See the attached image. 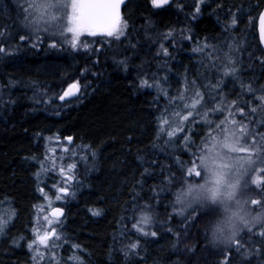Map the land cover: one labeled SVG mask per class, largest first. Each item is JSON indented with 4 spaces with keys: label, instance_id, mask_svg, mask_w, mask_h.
Segmentation results:
<instances>
[{
    "label": "trees",
    "instance_id": "trees-1",
    "mask_svg": "<svg viewBox=\"0 0 264 264\" xmlns=\"http://www.w3.org/2000/svg\"><path fill=\"white\" fill-rule=\"evenodd\" d=\"M30 2L0 0V25H12ZM195 3L171 0L166 8L154 9L151 0H129L122 10L128 27L119 40L106 35L83 37L74 48L71 34L65 33L56 35L59 42L53 48L46 34L40 47L25 44L12 56L0 57V217L7 221L0 235V264H33L28 241L40 199L50 196L56 190L53 185L63 179L59 162L65 167L77 164L75 180H70L69 192L58 205L65 210L61 233L68 246L60 250L66 257L62 264H220L223 246L212 243L210 232L220 213L211 202L208 208L199 209L198 217L186 209L184 215L196 222L185 231L176 194L188 182L199 181L187 175V168L196 160L193 152L198 154L202 141L228 112H209L207 121L198 118L178 133V142L173 137L166 144L169 138L160 131V117L168 108L167 114L176 120L173 113L178 109L156 87H139V78L147 74L151 79L155 74L172 97L184 91L186 82L196 80L204 86L202 91L209 94L211 104L215 90L207 86L221 79L224 54L235 41L240 49L233 53L241 60L240 78L256 88L264 86V65L257 59L264 56V50L256 33L264 0H204L198 14ZM233 14L239 20L231 28ZM15 27L23 30L19 23ZM170 29L172 37L164 39ZM188 35L191 39L184 38ZM205 38L218 46L221 59L213 67L206 53L193 51ZM16 43H20L18 37ZM161 43L168 47V57L157 56ZM125 57L126 70L116 63ZM223 80L224 92L230 99L236 98L241 92L239 81ZM74 81H79L80 92L61 101L59 96ZM238 103H244V98ZM260 132L264 133V127ZM185 135L191 148L185 147ZM68 136L73 137L71 143L65 139ZM38 161L48 169L39 181ZM165 177H172V182ZM247 181L242 199L264 197L252 184V176ZM146 203L151 204L154 217L149 231L156 230L157 237L142 236L131 227L133 217H139L138 209ZM90 209L100 215H92ZM168 227L181 233V243L175 248L176 237ZM137 236L143 258L126 259L120 251L121 241L127 243ZM74 244L79 248H73ZM70 253L77 259H68ZM249 259L250 264H264V257ZM232 261L240 264L234 251Z\"/></svg>",
    "mask_w": 264,
    "mask_h": 264
},
{
    "label": "snow or ice",
    "instance_id": "snow-or-ice-1",
    "mask_svg": "<svg viewBox=\"0 0 264 264\" xmlns=\"http://www.w3.org/2000/svg\"><path fill=\"white\" fill-rule=\"evenodd\" d=\"M168 3L169 0H151V4L155 8H160ZM203 3L204 0H196L195 13L201 12ZM122 4H124V0H38V2L30 3L24 7V15L18 17L12 25H0V57L12 56L25 44L32 48H38L44 43L46 34L51 37L49 46L53 48L59 42L55 39L56 35H64L65 33L71 34V44L74 48L77 46V38L84 33L91 36L103 34L119 40L121 36L126 34L125 29L128 27L127 21L121 17ZM192 18L195 19L196 16L193 15ZM259 19L260 39L264 43V12L260 13ZM238 20L239 16L233 14L229 27L234 28ZM17 23L21 25L23 30L16 29ZM227 30L226 27L225 31ZM172 35L170 29L164 35V39L172 37ZM181 36H184L183 31ZM17 37L19 44L16 43ZM184 38L191 39V35ZM131 47L135 48L136 45L132 44ZM228 49L229 51L224 54V62L221 65L223 69L221 79L217 80L215 84L207 86L215 90V95L211 96V104L208 102L209 94L202 91L204 86L199 85L196 80L190 83L186 82L184 91L175 97L170 96L161 87V82L155 78V74L151 79L148 78L147 74L141 76L139 87H156L164 94L169 104L176 105L178 109L173 113L178 118L176 120L167 114L168 108H165L160 117V131L166 132L169 138L165 141L166 144L172 143L173 137H176V142H178L180 139L178 133L185 132L188 125L195 124L198 118L207 121L209 112H228L225 120L217 125L219 131L216 134L210 131L208 137L202 141L198 154L196 151L193 152L196 160L187 168L189 177L195 175L203 178L204 182H188L187 187L182 188L176 194V203L181 205L179 214L184 216L182 222L185 225V231H187V228L193 225L196 220H190L188 215H184L185 210L190 208V214H195L198 217L199 209L201 207L208 208V202H211L212 207L220 213L210 227L212 243L216 246H223L220 264H233V251L239 255L240 264H244V261H248L250 264V257H264V197L242 199L243 191L249 187L247 181L249 176H252V184L256 185L259 192H264V133L260 132V128L264 127V115H261L264 113V86L256 88L251 81L246 82L240 78L242 75L241 60L233 55L235 51L240 50L239 44L234 41L228 44ZM193 51L206 53L208 59L212 61L210 67L215 66L216 60L221 59L218 54V46L210 45L207 38H205L202 46L198 44ZM161 53L164 57L170 55L168 47L163 43L160 44L157 56ZM257 59L264 65V56L257 57ZM116 63L123 65L125 70L127 69V57L117 60ZM224 77L239 81L241 92L236 98L230 99L224 92ZM79 92V81H74L68 84L67 89L59 96V99L65 101L66 98L73 97ZM241 97L244 98V103H238ZM37 102L42 101L38 99ZM180 105H183V108H180ZM258 117L259 126L257 127ZM249 137L251 138L250 142ZM65 139L71 143L73 137L68 136ZM183 139L185 147L191 148L192 145L188 142V136L185 135ZM217 148L219 151L215 152L210 160L206 154ZM70 150L65 148V151ZM225 150L236 154L244 153L245 155H236L234 161L229 163L222 159ZM92 155L94 157L95 153L93 152ZM47 159L48 157L45 156V160ZM83 159L86 161L87 155ZM38 162L40 163V170L36 173L37 181L40 180L41 173L48 170L43 161ZM54 166L55 161H53ZM76 167V163L69 164L67 169L63 166L60 167L59 171L63 179L53 185L59 193L55 197L56 200L63 198L60 194H68L69 188L64 185L70 180H75L74 169ZM204 168L209 170L207 177H205ZM144 171L148 173L147 168ZM165 179L170 183L173 180L172 177H165ZM38 190L44 193V188L40 187L39 184ZM259 192H257V197H259ZM45 198L50 201L49 197L46 196ZM249 199L252 205H259L261 208V211L255 215H252L253 210L247 207ZM138 210L140 212L139 219L133 217L132 229L135 233L145 237L149 235L157 237L159 233L156 230L149 231L154 223L151 204L146 203ZM90 211L94 216L100 215L99 211L91 209ZM63 214V208L52 207L50 216L45 215L43 217V224L39 220L34 224L32 229L34 239L28 244L29 250L34 253V264L37 260H42L47 251L55 246L53 238L55 240L60 239L56 225L62 223L60 217ZM6 224L7 221L0 217V235L4 233ZM167 231L175 235L176 242L173 247H177L181 243V233L171 227H168ZM131 234L128 233V235ZM121 243L120 251L126 259L133 256L143 258L141 257L142 249L140 248L139 236L135 240H129L127 243L121 241ZM40 246H43V251ZM72 247L78 249L79 245L74 244ZM53 259H55L54 253ZM70 259L77 258L70 257Z\"/></svg>",
    "mask_w": 264,
    "mask_h": 264
},
{
    "label": "rangeland",
    "instance_id": "rangeland-1",
    "mask_svg": "<svg viewBox=\"0 0 264 264\" xmlns=\"http://www.w3.org/2000/svg\"><path fill=\"white\" fill-rule=\"evenodd\" d=\"M33 2H38V0H31V2L30 3H33ZM29 3V4H30ZM66 34H68V33H66ZM69 35V34H68ZM97 35H103V34H97ZM96 36V35H95ZM83 37H93V36H91V35H88L87 33H84V34H81L78 38H77V40L79 39V38H83ZM65 91V90H64ZM63 94V93H62ZM75 97V96H74ZM70 98H72V97H70ZM70 98H68V99H70ZM222 121H224V120H218V125H220L221 123H222ZM230 126V125H229ZM219 131V129L217 128L214 132H213V134H216L217 132ZM237 131H239V129L237 128ZM249 139V142H250V140H251V138L249 137L248 138ZM210 143H212V141H210ZM58 148H61V150H63L64 149V146L62 145V144H59V146H57ZM199 147V146H198ZM217 151H219V148H217V149H215V150H210V152L209 153H207L206 155L209 157V159L211 160V157H212V155H214L215 154V152H217ZM236 155H245L244 153H239V154H236V153H232V152H228L227 150H225L224 151V155H223V157H222V159L223 160H225V161H228L229 163H231V162H233L234 161V159H235V157H236ZM59 164V166L61 167V166H63L65 169H67V167H65L64 165H60V164H62V162H59L58 163ZM203 171H204V173H205V177H207L208 175H209V170H208V168H204L203 169ZM194 177H196L195 175H193ZM197 179H199V181L201 182V183H203L204 182V180H203V178L201 179V178H199V177H196ZM69 184H70V181H68L67 183H66V185H64V186H67V187H69ZM54 191V190H53ZM59 193H57V191L55 190L52 194L50 193V196H48L49 198H50V201H51V206H50V201H49V199H46L45 197H46V195H43L42 196V198L40 199V202H39V207H38V209H37V213H36V220H39V222L40 223H44V220H43V217L45 216V215H49L50 216V214H49V212H50V210H51V208L52 207H55V206H58V205H60L62 202H64V195L63 194H60V195H62V199L61 200H56L55 199V197H56V195H58ZM179 206H180V209H181V205L180 204H178ZM59 207V206H58ZM222 207V206H221ZM247 207L249 208V209H253V210H255V208L256 207H258V212H259V205H252L251 203H250V205H247ZM253 207H255V208H253ZM252 215H254V212H253V214ZM137 219H139V217H137ZM61 221H62V219H60ZM37 222V221H36ZM62 225H63V221H62V223L61 224H58V225H56V227H57V231H58V234L60 235V239L59 240H55L54 238H53V240H54V243H55V246H53V247H51L48 251H47V253L44 255V257H43V259L42 260H37L35 263H38V264H40V263H42V264H62V263H64L63 261V257H65V256H63L62 255V253L60 252V250H62V249H64V248H68V246H67V244H66V242H64V237L62 236V233H61V230H62ZM32 239H34V235L32 234V238H31V240ZM31 240H29L28 241V244H29V242L31 241ZM41 247V250L43 251V246H40ZM69 250V249H68ZM71 251V250H70ZM29 253H30V255H31V260L33 261V264H34V260H33V256H34V253L33 252H31L30 250H29ZM53 253L55 254V259H53ZM60 253V254H59ZM72 255H73V253H70V254H67V258L68 259H70V257H72ZM66 258V257H65Z\"/></svg>",
    "mask_w": 264,
    "mask_h": 264
},
{
    "label": "water",
    "instance_id": "water-1",
    "mask_svg": "<svg viewBox=\"0 0 264 264\" xmlns=\"http://www.w3.org/2000/svg\"><path fill=\"white\" fill-rule=\"evenodd\" d=\"M129 0H124V4H122L121 5V17H122V10H123V7H124V5L128 2ZM171 2V0H169V3ZM169 3L168 4H165V5H163V6H161L160 8H155V7H153L154 9H163V8H166L168 5H169ZM152 5V4H151ZM261 12H264V7H263V9H262V11ZM260 16V15H259ZM256 33H257V37H258V40H259V42H260V45H261V47H262V49L264 50V43H262L261 42V39H260V19H259V17H258V20H257V28H256ZM67 89V88H66ZM65 89V90H66ZM78 94V93H77ZM76 94V95H77ZM75 95V96H76ZM74 97V96H73ZM68 98H70V97H68ZM68 98H66V99H68ZM64 210V209H63ZM51 213V210H50V212H49V214ZM65 215V210H64V214H63V216ZM62 216V217H63ZM62 217H60V218H62Z\"/></svg>",
    "mask_w": 264,
    "mask_h": 264
},
{
    "label": "bare ground",
    "instance_id": "bare-ground-1",
    "mask_svg": "<svg viewBox=\"0 0 264 264\" xmlns=\"http://www.w3.org/2000/svg\"><path fill=\"white\" fill-rule=\"evenodd\" d=\"M64 216H65V215H64ZM64 216H63V217H64ZM63 217H62V218H63ZM62 218H60V219H62ZM59 254H60V253H59ZM64 258H65V257H63V259H64ZM64 263H65V262H64Z\"/></svg>",
    "mask_w": 264,
    "mask_h": 264
}]
</instances>
